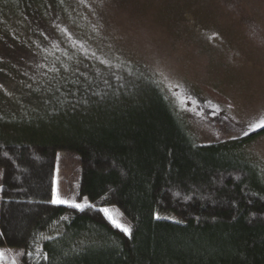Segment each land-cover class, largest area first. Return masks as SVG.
Listing matches in <instances>:
<instances>
[{"label":"trees","instance_id":"obj_1","mask_svg":"<svg viewBox=\"0 0 264 264\" xmlns=\"http://www.w3.org/2000/svg\"><path fill=\"white\" fill-rule=\"evenodd\" d=\"M69 2L0 0V250L21 264H264L263 168L231 141L196 143L145 68L70 43ZM59 151L80 161L77 199L118 208L132 238L51 203Z\"/></svg>","mask_w":264,"mask_h":264},{"label":"rangeland","instance_id":"obj_2","mask_svg":"<svg viewBox=\"0 0 264 264\" xmlns=\"http://www.w3.org/2000/svg\"><path fill=\"white\" fill-rule=\"evenodd\" d=\"M69 3L70 43L145 68L170 92L196 143L231 141L264 170V133L246 141L264 127V0ZM57 168L61 196L79 201L77 155L59 151L55 179ZM108 208L131 226L118 208ZM2 251L5 264H21L18 251Z\"/></svg>","mask_w":264,"mask_h":264},{"label":"snow or ice","instance_id":"obj_3","mask_svg":"<svg viewBox=\"0 0 264 264\" xmlns=\"http://www.w3.org/2000/svg\"><path fill=\"white\" fill-rule=\"evenodd\" d=\"M54 71H59V69H53ZM44 76H48V73H44ZM33 79H36V77H33ZM52 78L50 77L49 80H51ZM48 82V81H46ZM99 95V94H97ZM57 100L59 101V98H57ZM62 103V102H61ZM53 114H55V109H53ZM58 168H57V177L54 181L55 187L53 189V198L51 200L52 204L55 205H67L73 209H76L78 211H85L87 209L93 208L95 209V206L89 202H86V198H81L79 201H77L76 199H66L63 198L60 194L59 191V177H58ZM4 191V186L0 185V192ZM97 212L103 214V216L107 219V221L116 229H118L121 233L125 234L128 238H132L133 236V228L130 226H127L126 224L122 223L120 220H118L115 215L110 211V209L108 207H102L99 209H95ZM154 218L159 220L161 219V216L159 213H154ZM169 219H173L169 217ZM175 223H180L179 220H174ZM30 255V254H29ZM4 253L2 250H0V260L3 259ZM45 259H47V256L45 254ZM12 264H16V260L13 259Z\"/></svg>","mask_w":264,"mask_h":264}]
</instances>
